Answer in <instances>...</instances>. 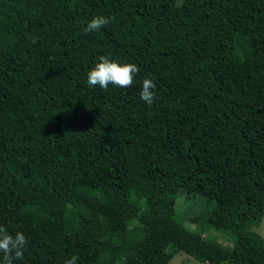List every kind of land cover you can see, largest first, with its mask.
<instances>
[{"label": "trees", "instance_id": "obj_1", "mask_svg": "<svg viewBox=\"0 0 264 264\" xmlns=\"http://www.w3.org/2000/svg\"><path fill=\"white\" fill-rule=\"evenodd\" d=\"M96 15L111 22L85 32ZM101 55L138 66L131 87L88 86ZM181 191L232 247L175 220ZM263 218L264 0H0V225L28 240L13 264H264Z\"/></svg>", "mask_w": 264, "mask_h": 264}, {"label": "clouds", "instance_id": "obj_2", "mask_svg": "<svg viewBox=\"0 0 264 264\" xmlns=\"http://www.w3.org/2000/svg\"><path fill=\"white\" fill-rule=\"evenodd\" d=\"M111 22V18L103 15H96L87 22L85 32L99 31L102 27ZM140 69L134 63H119L107 56H99L95 65L86 73V82L89 87L98 86L107 90L111 84L113 87L127 88L134 83V75ZM155 84L151 79L142 80V88L139 97L145 103L151 105L154 98ZM28 240L22 232L15 235L9 234L6 228L0 225V260L3 264H13V260H22L25 246ZM78 257L71 256L64 261V264H77Z\"/></svg>", "mask_w": 264, "mask_h": 264}, {"label": "rangeland", "instance_id": "obj_3", "mask_svg": "<svg viewBox=\"0 0 264 264\" xmlns=\"http://www.w3.org/2000/svg\"><path fill=\"white\" fill-rule=\"evenodd\" d=\"M191 177L185 180L186 186L193 187L194 183ZM213 193L217 196L228 197L229 194L219 182L215 183ZM213 208V204L206 200V198L198 193L188 194L181 191L175 200V220L186 227L189 230L199 232L203 237L209 240H215L224 247H232L233 241L232 237L220 230L214 229L207 221V215ZM253 229L258 232L264 239V218L259 225L254 226ZM141 226L136 222L131 223L129 227V237H134L137 240V236L141 233ZM170 264H209L208 262H202L197 260L183 251H177Z\"/></svg>", "mask_w": 264, "mask_h": 264}]
</instances>
